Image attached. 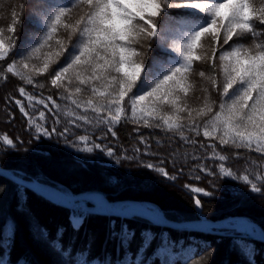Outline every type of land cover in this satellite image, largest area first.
<instances>
[{
  "label": "snow or ice",
  "instance_id": "1",
  "mask_svg": "<svg viewBox=\"0 0 264 264\" xmlns=\"http://www.w3.org/2000/svg\"><path fill=\"white\" fill-rule=\"evenodd\" d=\"M23 7L22 4L21 12ZM169 9L194 11L184 14V19L173 20ZM162 21L164 27H161ZM33 23L42 28L43 35L37 37L26 52H16L18 37L15 33L21 24L20 14L13 11L6 31L0 28V80L6 83L10 74L23 85L41 90L50 83L51 88L57 90L58 99L79 110V113L73 109L64 112L66 117L73 118L68 125L76 128L89 125L92 129L106 126L113 138L116 137L114 128L122 121L136 124V131L143 127L171 133L167 137L169 162L176 168L181 159L185 166L189 160L196 161L188 169L189 178L196 180L201 179L197 172L215 177L217 171H213V167L221 176L237 178L225 163L215 166L205 163L229 160L228 155L217 149V144L221 149L225 146L247 149L264 157V0H45L40 15L33 17ZM246 39L250 41L247 45L242 42ZM154 45L162 49L157 53L160 59L146 67V59ZM173 53L176 55L172 56ZM14 55L18 59H13ZM201 64L206 67L198 71ZM194 75L207 85L200 87L203 96L195 97L201 102L195 107L188 103L197 87ZM37 77H45V81ZM18 92L27 100V108L20 99H10H14L27 119L28 130L34 128L38 136L64 137L65 143H68V136L74 135L73 146L80 151L100 149L110 157L114 155L112 148L99 143L88 146L87 129L84 135H75L69 126L58 131L61 121L57 112L61 111V105L52 95L38 99L25 86H19ZM85 93L86 99L78 98ZM36 104H42L55 117L50 130L46 127L44 111L36 116L30 114L29 109L35 111ZM200 136L208 143L198 140ZM139 140L145 146L144 156L158 155L151 150L148 138L141 136ZM0 141L9 147L15 146L14 140L7 135L0 136ZM156 145L162 146L160 140H156ZM188 145H198V149L189 153L185 148ZM181 148H185L183 153ZM133 152L134 155L127 159L140 157L139 148L134 146ZM235 155L239 157V153ZM164 163L162 159L158 164L142 162V166L168 181H176L178 175L169 174L161 166ZM252 164L259 167L255 160ZM184 171L183 166L177 168V173ZM239 178L245 184L250 182L247 174ZM189 187L184 185L186 189ZM191 191L211 195L201 187H192ZM251 191L264 195V188L256 184L251 185ZM193 199L196 207L201 208L202 201ZM116 207L117 215L146 217L155 224L169 225L164 214L154 206L126 204ZM229 221H240L242 225L238 228L222 222L220 226L258 234L264 240V231L255 224L242 218ZM72 223L79 228L82 217L73 216ZM200 223L209 225L206 218ZM13 230L14 226L10 225L9 236ZM117 236L124 252L123 264H147L145 253L156 238L152 231L141 233L142 243L135 254L129 250L134 233L122 226ZM160 240L162 243L156 254H168L165 264H174L175 257L171 256L174 245L168 233H161ZM235 243L251 259L253 249L239 240ZM52 245L69 257V264H89L84 251L73 257L71 247L65 249L59 239Z\"/></svg>",
  "mask_w": 264,
  "mask_h": 264
},
{
  "label": "trees",
  "instance_id": "2",
  "mask_svg": "<svg viewBox=\"0 0 264 264\" xmlns=\"http://www.w3.org/2000/svg\"><path fill=\"white\" fill-rule=\"evenodd\" d=\"M44 2L45 0H0V28L6 31L7 26L11 23L13 11L21 15V24L17 26L15 33L18 37L17 53L26 52L34 45L35 39L43 35L42 28L36 27L33 23V17L40 15L41 6ZM51 2H56V0H51ZM22 4L24 7L21 12ZM10 6L12 8L9 9ZM189 11L194 10H168L169 16L173 20L184 19V14ZM164 26L165 22L162 21L161 27ZM61 35L63 36L64 33ZM242 42L247 45L250 41L246 39ZM161 51L162 49L158 45H154L146 59L145 66L151 67L154 60L160 59L157 53ZM175 55L172 54V56ZM13 59H18V56L14 55ZM34 62L39 63L38 61ZM61 63H63V58ZM205 67L206 65L201 64L197 70H202ZM192 78L196 81L197 87L188 98V103L195 107L201 103L195 97L200 96L202 98L203 96L199 90L200 87L207 85L196 75ZM36 79L41 82L45 81V77H37ZM19 86H25L26 90L38 99L49 95L56 99V102L61 105V111L57 112L61 121L58 125V131L69 126L75 135H84L87 129V134L90 137L88 146L99 143L104 147L112 148L114 155L110 157L100 149H94L92 152L80 151L78 147L73 146L74 135L68 136V143H65L64 137L56 135L51 137L38 136L34 128L28 130L27 119L14 103V99H20L27 108V100L19 95ZM59 91L63 92L62 89ZM212 95L216 98L215 93ZM78 98L86 99L87 93ZM68 109H73L79 113V110L74 109V106L70 105L69 102L57 98V90L52 89L50 83L41 90L23 85V82L19 81L18 78L11 77L10 74L6 83L0 80V136H9L15 144L14 147H9L0 141L2 168L19 172V176L23 179L45 180L62 185L66 191L73 194L100 191L111 201L146 202L159 209L167 219L176 222L198 219L197 207L193 199L196 197L202 201V207L199 209L204 218L217 221L240 216L256 223L264 231V195L251 191L252 184L264 188V179H256L257 176L264 177V157H261L260 154L229 146L221 149L217 144V149L222 154L228 155L229 160L226 162L209 160L205 163L213 166L225 163V166L230 168L237 178L221 176L218 170L213 167V171H217L215 177H206L203 173L197 172L201 179H190L188 169L197 162L189 160L185 166L181 159L177 167H173L169 162L171 157L169 156L170 149L167 139L168 136L172 135L171 133L143 127L136 131L135 129L138 127L136 124L122 121L114 128L116 137L113 138L112 134L107 132L106 126L92 129L89 125H85L83 128L68 125V121L73 119L64 115ZM39 111L45 112L46 127L50 130L55 124V117L42 104H36L35 111L29 109L33 116L38 115ZM52 111L56 110L53 109ZM80 114L83 115L84 113ZM87 115L94 114L87 113ZM76 123L80 124L82 121ZM141 136L148 138L151 150L158 155H143L145 146L140 143L139 138ZM97 137L102 138L97 139ZM157 139L160 140L161 147H157ZM197 139L204 141L203 136L197 137ZM204 142L208 143L207 141ZM213 143L215 142L213 141ZM178 144L179 141L176 146ZM134 146L141 150V155L138 159L129 160L127 157L134 155ZM185 148L191 153L194 148L198 149V145H188ZM185 148L180 149L181 153L185 151ZM236 153H239V157L235 155ZM120 157L125 158L119 159ZM118 159L119 162H117ZM162 159L165 160V163L161 166L169 174L178 175L176 181H168L153 170L142 166V162L158 164ZM252 160H255L259 167L254 166ZM182 166L185 167V171L177 173V168ZM245 174L249 176L250 182L248 184L239 178ZM185 184L190 187L184 188ZM192 187H201L205 191H209L211 195L203 196L201 193H193ZM18 201L22 202L24 206L40 203L42 208L46 210L44 214L47 216L53 212L54 214L49 220L39 216V230L43 237L48 239L51 244L59 239L65 249L70 246L73 257L80 251H84L87 254L89 264H97V262L98 264H109V262L111 264H123L124 252L117 236L122 226H126L129 231L134 233V238L129 243V250L132 254L136 253L142 243V232L152 231L155 234L154 242L145 253L147 264H165L168 259V254H156L158 246L162 243L160 234L163 232L168 233L174 245L171 252V256L175 257L174 264H264V242L243 238L234 232L218 235L154 225L141 218L127 219L114 215H100L88 210L82 214V209L77 204L72 207L54 204L30 190L12 183L1 175L0 264H7V260H11L12 255H15L12 264H47L35 254L32 249L34 246L28 241L27 235L32 234V232L26 233V226L19 224L16 218L14 208ZM73 216L82 217L79 228L73 226ZM10 225L14 226L11 236L8 234ZM96 227H103L104 229V235L97 244L96 241H94L95 243L92 242L97 233L99 234L100 229L97 228L98 230L95 232ZM44 233H47V236H44ZM12 237L16 239L18 247L16 252L10 253V251L7 252V249ZM237 240L253 249L251 259L235 243ZM32 242L37 245L40 240L38 242V238H35V240L32 239ZM40 244L42 243L40 242ZM67 261L69 262V257H67Z\"/></svg>",
  "mask_w": 264,
  "mask_h": 264
},
{
  "label": "water",
  "instance_id": "3",
  "mask_svg": "<svg viewBox=\"0 0 264 264\" xmlns=\"http://www.w3.org/2000/svg\"><path fill=\"white\" fill-rule=\"evenodd\" d=\"M0 175L5 177L6 179L10 180L14 184H16L20 187H23L27 190H30V191L34 192L35 194H38V195L42 196L43 198L47 199L48 201H50L54 204H57V205L72 207V206L76 205L77 203L84 202L86 204V209H91L92 212L96 213V214L114 215V216L127 218V219H139V218H141V219H145V220L149 221L151 224L158 225V224L151 222L146 217L117 215L118 209L116 206H121L122 204H125V203L148 205L146 203H141V202H137V201H111L108 199V197L104 193H102L100 191H87V192H83V193L73 194L69 191H66L62 185H59L56 183H52V182L45 181V180L23 179L21 177H17L15 175H12L8 171H6L5 169L2 168L1 163H0ZM43 192H45V193L49 192V193H52L53 195L47 194L48 196H46V195H44L45 193H43ZM94 199L104 201L107 205L114 208V210L108 212V211L98 210L95 208H88L91 205H94V203H93ZM197 215H198V219L191 220V221H179V222L169 220L165 217V219H167L169 221V225H176V227H170L169 225H159V226H166V227H170L173 229L198 231V232L218 234V235L223 234L221 231H219L220 229H226L228 231L234 232L235 234H237L240 237L264 242V240H261L259 238L258 234H249V233L244 232V231H236L232 227H221L220 226L222 222H225L226 224H229V223L235 224L236 227L239 228V227H241L240 224L242 225V222H240V221H229V220H235L236 218H242L244 220H247V221L255 224L259 230L263 231L259 225H257L256 223H254V222H252V221H250L244 217L234 216V217H228L226 219H220L217 221H212V220L207 219V221L209 222V225H203L200 223V220L202 218H204L201 215L200 209L197 210Z\"/></svg>",
  "mask_w": 264,
  "mask_h": 264
},
{
  "label": "rangeland",
  "instance_id": "4",
  "mask_svg": "<svg viewBox=\"0 0 264 264\" xmlns=\"http://www.w3.org/2000/svg\"><path fill=\"white\" fill-rule=\"evenodd\" d=\"M10 8L12 7L10 6L9 9ZM6 171H8L12 175L20 177L19 172H16V171L14 172L11 170H6ZM141 203H146V202H141ZM146 204L151 205L149 203H146ZM33 205L24 206L22 202L18 201L16 202L14 210H15L16 218L19 224L26 226L27 228L25 229L27 230L26 233H28L29 231L32 232V234L31 233L29 234L31 238L29 237V235H27V237L29 239L28 241L30 242V244L34 246L32 247V249L35 251V254L41 257V259H43L47 264H69V262L67 261V257H64L62 253H60V251L56 250L52 246V244L49 242V240L43 237L42 233L39 230L40 228V225L38 222L39 216L42 218L45 217L46 219L49 220L50 218H52V215L54 213L51 212L50 215L47 216V214H44L46 210L42 208L43 206L40 203L37 202L36 205L35 204ZM77 205L79 206L80 209H82V214H83L84 211H86V204L84 202H80V203H77ZM91 208H93L92 205H91ZM198 209L199 208H197V210ZM97 228L99 227L95 228V232L98 230ZM99 229H100L98 231L99 234L97 233L96 238L92 240L93 243H95L94 241H96V244L100 241V239L104 235L103 227H100ZM219 231H221L223 235L227 233H232L231 231H228L226 229H220ZM35 238H38V242L40 240L42 244H40V242L37 245L34 244L32 242V239L35 240ZM17 247L18 245H17L16 239L14 237L10 238V245H9V248L7 249V252L10 251V253H13L17 249ZM14 259H15V255H12L11 260L10 259L7 260V264H12Z\"/></svg>",
  "mask_w": 264,
  "mask_h": 264
},
{
  "label": "bare ground",
  "instance_id": "5",
  "mask_svg": "<svg viewBox=\"0 0 264 264\" xmlns=\"http://www.w3.org/2000/svg\"><path fill=\"white\" fill-rule=\"evenodd\" d=\"M43 193H45V192H43ZM47 194L53 195L52 193H49V192H46L44 195L48 196ZM100 201L101 200L94 199L93 200L94 205H92L93 208L98 209V210H102V211H108V212L114 210V208L107 205L104 201H103L104 203H101ZM126 204H134V203H125L122 205H126ZM135 205H141V204H135ZM240 226H241V224H240Z\"/></svg>",
  "mask_w": 264,
  "mask_h": 264
}]
</instances>
